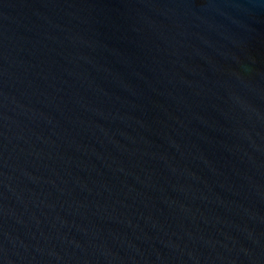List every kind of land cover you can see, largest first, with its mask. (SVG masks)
I'll use <instances>...</instances> for the list:
<instances>
[{
    "label": "water",
    "instance_id": "1",
    "mask_svg": "<svg viewBox=\"0 0 264 264\" xmlns=\"http://www.w3.org/2000/svg\"><path fill=\"white\" fill-rule=\"evenodd\" d=\"M0 264H264V0H0Z\"/></svg>",
    "mask_w": 264,
    "mask_h": 264
}]
</instances>
